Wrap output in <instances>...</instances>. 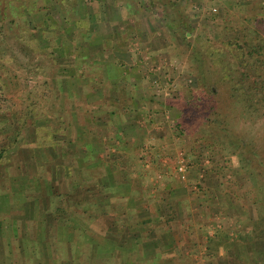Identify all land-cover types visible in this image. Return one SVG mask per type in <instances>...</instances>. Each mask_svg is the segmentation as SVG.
Returning <instances> with one entry per match:
<instances>
[{
	"label": "crops",
	"instance_id": "obj_1",
	"mask_svg": "<svg viewBox=\"0 0 264 264\" xmlns=\"http://www.w3.org/2000/svg\"><path fill=\"white\" fill-rule=\"evenodd\" d=\"M5 1L18 15L33 17L30 28L59 29L54 52L60 60L56 77L49 76L61 93L59 107L77 105L76 96L78 105L84 99L93 108L81 110L83 123L72 134L78 112L62 110L59 137L82 140L74 162H53V146L45 145L38 148L43 156L35 167L31 147L18 140L7 145L9 121L0 114V264H172L177 255L191 258L199 249L194 239L188 241L193 224L189 219L180 229L176 219L187 204L186 215L192 214L187 192L176 193L184 188L167 180L155 185L152 151L139 142L142 119L127 108L131 96L134 106L143 105L151 56L146 42L155 37L150 25L163 17L148 0ZM39 12L45 15L38 21ZM135 58H141L140 66ZM113 84L132 90L126 102L116 104L122 100ZM137 147L133 169L126 164ZM153 201L160 203L154 208ZM170 201L174 211L165 208Z\"/></svg>",
	"mask_w": 264,
	"mask_h": 264
},
{
	"label": "rangeland",
	"instance_id": "obj_2",
	"mask_svg": "<svg viewBox=\"0 0 264 264\" xmlns=\"http://www.w3.org/2000/svg\"><path fill=\"white\" fill-rule=\"evenodd\" d=\"M148 4L149 7L154 6L155 14H164L165 19H170L181 27L174 31L166 26L163 18L150 25L155 37L146 42L151 50V56L145 62L149 67V86L142 90V97L145 98L142 106L140 103L134 106L137 101L131 96L127 107L142 119L139 142L141 147L152 151L149 159L153 162L151 169L155 185H160L165 180L175 182L176 185L179 183L184 190L176 186V190H179L176 193L186 191L192 206V214L188 212L187 215L185 211L189 210V205L187 204V208H180L181 218L176 219H181V222L177 227L184 228L191 219L194 228L192 227L193 234H188V241L194 239L195 243L199 244V249H193L191 258L177 255L171 263L264 264V237H249V234L254 232L260 233L257 229L254 230L253 226L261 227L260 217L264 214V206L254 198L259 193V189L255 187L256 182L264 183V171L261 170L259 174L254 172L260 167L253 163L250 165L253 173H250L243 160L230 152L229 147L223 148L215 137H207L202 143V140L193 141L197 121L186 115L194 117L195 108L181 101L193 93L194 75L199 62L195 52L202 55L203 66L209 69L208 54L204 51L220 43V37L223 36L219 33L221 25L250 22L249 19L254 15L261 16L264 20V0H148ZM11 9V3L0 1V114L4 116L3 119L9 121L6 131L11 132L5 141L8 146L18 140L20 146L31 147L32 167H35V162L40 161L43 156L38 148L45 145L53 146L49 148L53 162H74L82 140L78 138L75 142H68L63 135V138L59 137L56 128L63 124L62 110L66 109L70 113L71 109H74L79 115L84 108L89 110L93 107L87 105L84 99L81 103L84 106L78 105L76 96H73V102L77 105L59 107L61 93L49 77H56L55 67L60 60L59 55L54 52L59 29L52 24H37L30 28L29 20L33 17L29 13L23 16L14 14ZM210 13L214 15L210 17ZM44 15L39 12L35 17L39 21ZM80 26L84 28L83 21ZM182 30L185 39L182 38ZM133 45L132 43L131 48ZM51 48L53 53L50 52ZM135 59L137 66H140L142 62L138 61L141 58ZM214 73L211 69L210 74ZM112 87L116 96L122 100H116V104L126 102L125 95L132 92L115 84ZM213 98L221 108L230 129L260 146L264 155V114L248 115L239 109L228 96V84L225 82L217 83V94ZM48 118L51 122L45 121L49 120ZM42 121L44 123H41ZM81 123L83 118L79 115L69 132H76ZM93 127L92 122L89 128ZM61 146L68 154H65L68 159L62 158L59 150ZM138 147L128 154L126 166L133 169L137 167ZM178 152L183 154L186 162L183 177L175 169ZM47 154L49 156L48 150ZM156 161L158 163L155 165ZM156 192L160 194L159 191ZM157 203L153 201L154 208ZM165 208L174 211L175 204L166 202ZM175 217L173 215V218ZM215 232L217 233L213 236ZM224 233L229 235L227 240H236L231 244L234 251L232 255L227 254L226 249L219 248L215 243ZM239 235L252 240L239 241ZM209 236L214 238H208ZM227 240L224 244L229 247ZM238 251L241 257L237 256Z\"/></svg>",
	"mask_w": 264,
	"mask_h": 264
},
{
	"label": "trees",
	"instance_id": "obj_3",
	"mask_svg": "<svg viewBox=\"0 0 264 264\" xmlns=\"http://www.w3.org/2000/svg\"><path fill=\"white\" fill-rule=\"evenodd\" d=\"M14 14L18 15L17 7L11 9ZM214 13H210L212 17ZM164 14L161 17L164 18ZM250 22H240L237 24L223 23L219 29L220 43L211 48L205 49L204 53L208 54L209 69L203 66L202 55L195 52L198 62L197 72L194 75L195 86L193 93H190L184 101L187 105L194 107V117L196 127L194 129L193 141L202 143L207 137H215L220 141L223 148L229 147L230 152L236 154L246 164L248 171L253 173L251 169L253 163L259 165L260 169L254 172L260 173L264 171V155L262 148L252 141H248L236 134L230 129L228 122L221 112V108L214 100L213 96L217 94V83L225 82L228 84V96L235 104L248 115L264 114V20L261 16L254 15ZM166 26L174 31L179 28L170 19H165ZM263 30H261V29ZM182 38H186L184 30L181 31ZM214 74L211 75V69ZM178 125V122L176 123ZM188 128V127H187ZM182 129L180 128L179 131ZM256 189H259L256 201L264 206V183L256 182ZM168 219V217H166ZM261 227L255 228L257 232L251 233L249 237H264V214L260 217ZM217 232L213 233V236ZM208 238H214L209 236ZM229 238L227 233L220 236L219 241H214L217 245H223L228 254H233L231 249L234 239L229 240V247L224 244ZM248 237L239 235L237 240L250 242ZM227 240V241H228ZM258 258V254L256 255ZM257 260V259H256ZM243 264V263H242Z\"/></svg>",
	"mask_w": 264,
	"mask_h": 264
},
{
	"label": "built area",
	"instance_id": "obj_4",
	"mask_svg": "<svg viewBox=\"0 0 264 264\" xmlns=\"http://www.w3.org/2000/svg\"><path fill=\"white\" fill-rule=\"evenodd\" d=\"M175 169L181 177L184 176L186 172V162L184 161L183 154L180 152L176 155Z\"/></svg>",
	"mask_w": 264,
	"mask_h": 264
}]
</instances>
